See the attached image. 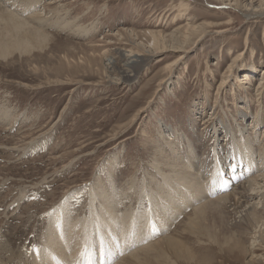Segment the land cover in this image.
Masks as SVG:
<instances>
[{"label":"rangeland","instance_id":"rangeland-1","mask_svg":"<svg viewBox=\"0 0 264 264\" xmlns=\"http://www.w3.org/2000/svg\"><path fill=\"white\" fill-rule=\"evenodd\" d=\"M263 4L264 0L40 2L36 13L49 17V23L60 17L75 24L80 20L90 33L80 37L49 24L45 48L17 50L0 58V112H6L0 113V248L4 251L0 255L13 253L11 264H20L18 257L26 249L48 246L51 219L63 218L65 208L74 222L90 211L97 213L100 201L92 204L91 194L98 190V178L103 179V190L107 186L104 194H111L112 205L115 197L121 202L131 178L141 183L157 174L154 159L165 136L183 144L179 152L176 149L183 157L186 145H196L197 162L210 171L221 168L225 180L234 171L241 174L236 173L237 165L245 169L233 156L234 144L248 139L254 147L255 171H264V145L260 147L264 144V13L254 12ZM20 6L19 12L25 9ZM187 27L196 28L191 42L184 41ZM150 33L162 36L160 46L153 45ZM165 44L183 45L185 52L163 50ZM180 54L183 58L175 65ZM232 65L235 70L229 72ZM238 66L246 70L239 71ZM245 72L252 83L241 81ZM247 93L254 96L251 101ZM262 112V122L256 121ZM254 172L250 177L259 173ZM235 174L224 194L244 180L240 176L236 182ZM137 195L131 200L135 211L142 206ZM261 206L251 220L243 211L231 212V218L213 217L206 224L211 237L185 235L186 227L180 228L176 238L192 261L180 259L174 264H264ZM65 218L69 220L68 215ZM182 219L173 222L174 230ZM225 239L234 243L221 248L218 244ZM4 244H11L12 251Z\"/></svg>","mask_w":264,"mask_h":264},{"label":"bare ground","instance_id":"bare-ground-1","mask_svg":"<svg viewBox=\"0 0 264 264\" xmlns=\"http://www.w3.org/2000/svg\"><path fill=\"white\" fill-rule=\"evenodd\" d=\"M42 1L0 0V58H7L17 50L24 53L31 49L45 48L46 41L49 39V33H46L45 30L49 24L61 27L66 31H75L80 37L90 33V30L79 25L80 20L75 24V21H64V18L60 17V21H55V24L49 23L47 21L49 17H44L40 14L41 12L36 13L38 11L36 8ZM19 6L25 9L19 12ZM254 12L264 13V4ZM177 18H183V16L179 15ZM36 25L39 27H35ZM188 30L189 32H186ZM150 34L153 45L160 46L162 36ZM185 34L187 35L184 36V41L191 42L193 36H196V28L187 27ZM165 48L178 54L185 52L183 45H166L162 49ZM182 58V54L178 55L174 64L176 65ZM174 64L169 65L167 69L172 70ZM232 66L229 72L235 70V65ZM241 66H238L239 71H244V68L246 70V67ZM248 75L247 72L243 75L241 81L244 84L252 83ZM247 96L250 101L254 98L250 93H247ZM1 112H3L2 115L6 113L5 111ZM261 114L256 115V121L260 122L263 118V112ZM164 138L162 146H157L159 155L154 159L156 164L152 163L157 174L141 183L135 177L131 178L125 198L121 197L120 202L115 197V205H112L111 194H104V190H108V188L105 185L106 189L103 190L100 185L102 178H98V182H96L98 190L96 191L94 188L95 193L91 194V199L92 204L96 199L100 201L99 211L95 214L90 211L87 217H80L81 219L76 217L77 221L74 222L69 214V209L65 208L63 218H60L59 221L55 218L51 219L45 240L48 246L45 245L46 247L43 248L40 246L39 251L27 252L26 249L18 257L20 264H174L178 263L180 259L189 262L192 261L189 252L182 241L176 238L180 228L186 227L183 231L185 235L191 234L194 237L200 234L211 237L213 233L206 224L213 217L229 218L231 212L239 214L243 211L245 216L251 220L259 208H263L261 204H264L262 202V200L264 201V171H255L256 160L251 152L254 147L249 144L248 139L238 142L236 137L233 138L236 141L234 149L237 153L233 156L236 157L237 163L243 164L245 169L239 168L237 165L236 173L241 174L238 176L234 171L231 173V177L235 174L236 182L239 181L240 176H243L244 180H241L232 192L224 194L230 185H233V178L227 177L228 180H225L224 174L226 173L223 174L222 170H219L221 168L216 172L210 171L205 165H200L197 162L196 145H186V157H183L176 152V149L179 152V148L184 147L183 144H177L173 138L168 136ZM263 145L261 143L260 147ZM262 159L264 161V156ZM215 163L218 166L220 164L219 162ZM114 171L115 169H113ZM251 171L259 173L250 177ZM146 187L149 188L146 189ZM140 190H142L141 193H139ZM145 191L149 193L146 200H144L147 196L144 198ZM133 195L139 196L138 200L142 198V206L136 211V206L131 202ZM214 195H218V198L212 199L211 197ZM257 198H260L259 201L256 200ZM147 203L152 206L150 211L146 207ZM247 206H249V210H245ZM189 208L193 209L191 215L186 214ZM67 215L69 220L65 218ZM181 216L183 219L175 226L174 230L172 224ZM67 223H69L68 226ZM72 230H74L73 233ZM155 238L158 239L155 240ZM232 240L225 239L218 245L224 248L230 245ZM232 242L234 243V241ZM235 245L237 244L235 243ZM6 246L10 247V251H12L11 244L3 245V247ZM0 251H2L1 248ZM2 252L4 253V251ZM6 253L8 255L5 258L0 255V264L13 262V253ZM25 254L27 257L24 258ZM22 259L25 260L22 261Z\"/></svg>","mask_w":264,"mask_h":264}]
</instances>
